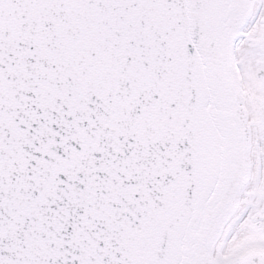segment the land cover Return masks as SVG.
<instances>
[{
  "label": "snow or ice",
  "instance_id": "6c2138e0",
  "mask_svg": "<svg viewBox=\"0 0 264 264\" xmlns=\"http://www.w3.org/2000/svg\"><path fill=\"white\" fill-rule=\"evenodd\" d=\"M0 264H264V0H0Z\"/></svg>",
  "mask_w": 264,
  "mask_h": 264
}]
</instances>
